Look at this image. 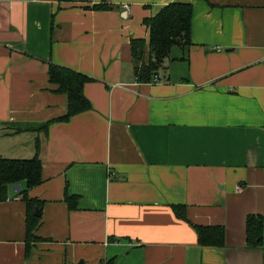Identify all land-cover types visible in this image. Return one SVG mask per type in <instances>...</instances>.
<instances>
[{
  "label": "crops",
  "instance_id": "0c3cea01",
  "mask_svg": "<svg viewBox=\"0 0 264 264\" xmlns=\"http://www.w3.org/2000/svg\"><path fill=\"white\" fill-rule=\"evenodd\" d=\"M174 1L193 5L192 44L139 82L131 40ZM50 62L92 78L90 110L57 120ZM0 154L42 161L0 202V264H264L246 240L264 217V0H0ZM25 190L42 204L30 242Z\"/></svg>",
  "mask_w": 264,
  "mask_h": 264
},
{
  "label": "trees",
  "instance_id": "16d2710c",
  "mask_svg": "<svg viewBox=\"0 0 264 264\" xmlns=\"http://www.w3.org/2000/svg\"><path fill=\"white\" fill-rule=\"evenodd\" d=\"M72 1V0H67ZM106 4L96 5V9H106ZM193 5L189 1H174L163 6L154 16L143 20L149 29V39L134 38L130 49L137 81L150 82L163 67L166 59L171 57L173 48L188 47L191 41V21ZM49 81L56 86V91L68 96V109L65 115L57 120H68L72 116L90 110L92 105L84 93V86L92 78L84 73L55 63H49ZM48 122L38 126L37 131H47ZM32 126H27V130ZM33 128V127H32ZM24 129V128H23ZM42 161L39 155L31 158H6L0 154V202L8 198V187L24 181L27 189L42 181ZM26 234L27 242L37 238L34 230L39 223L35 208L42 207L40 201L27 196ZM75 198L67 197L71 207ZM175 213L186 219L185 207L173 205ZM199 235V243L204 246L222 247L225 243L223 226H195ZM246 240L249 247L262 248L264 252V217L250 214L246 219Z\"/></svg>",
  "mask_w": 264,
  "mask_h": 264
},
{
  "label": "built area",
  "instance_id": "2783aa9c",
  "mask_svg": "<svg viewBox=\"0 0 264 264\" xmlns=\"http://www.w3.org/2000/svg\"><path fill=\"white\" fill-rule=\"evenodd\" d=\"M126 7H128V6L126 5ZM151 82H153V83L159 82V76H158V74H155L154 75V77H153V79H152Z\"/></svg>",
  "mask_w": 264,
  "mask_h": 264
},
{
  "label": "water",
  "instance_id": "95a60500",
  "mask_svg": "<svg viewBox=\"0 0 264 264\" xmlns=\"http://www.w3.org/2000/svg\"><path fill=\"white\" fill-rule=\"evenodd\" d=\"M16 188H19V185H16ZM35 214H36L37 216L40 215V211H39V208H38V207L35 208Z\"/></svg>",
  "mask_w": 264,
  "mask_h": 264
},
{
  "label": "rangeland",
  "instance_id": "374dc122",
  "mask_svg": "<svg viewBox=\"0 0 264 264\" xmlns=\"http://www.w3.org/2000/svg\"><path fill=\"white\" fill-rule=\"evenodd\" d=\"M176 50H177V47L173 49V52H172V53H175V52H176Z\"/></svg>",
  "mask_w": 264,
  "mask_h": 264
}]
</instances>
